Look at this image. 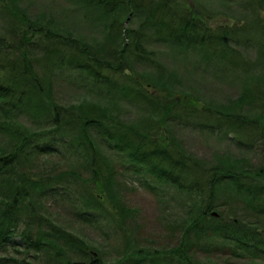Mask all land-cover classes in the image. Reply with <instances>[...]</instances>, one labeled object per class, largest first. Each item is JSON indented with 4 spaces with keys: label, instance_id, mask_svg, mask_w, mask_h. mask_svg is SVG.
Segmentation results:
<instances>
[{
    "label": "trees",
    "instance_id": "obj_1",
    "mask_svg": "<svg viewBox=\"0 0 264 264\" xmlns=\"http://www.w3.org/2000/svg\"><path fill=\"white\" fill-rule=\"evenodd\" d=\"M16 1L4 3L15 8ZM210 1L216 9L206 8L205 3ZM236 1L196 3L211 13L218 8L231 10L230 5ZM249 1L251 5H264V0ZM67 3L74 7L72 11H88L87 18H92L98 35L85 36L69 24L63 27L45 11L33 19L20 8L21 18L17 19L26 29L20 40L22 47L14 51L6 46L12 53L0 52V264H143L147 260L150 264H209L198 257L217 258L216 254L225 255L229 249L236 257L250 256L251 264H264V158L261 164L254 162L250 154L254 146H248L247 154L241 156L221 152L211 161L192 159V154L185 155L177 136L181 134L176 115L177 97L194 94L192 77L196 72L188 66L198 68L204 63L208 67L213 60L226 63L229 59L235 67L232 74L237 67L244 71L240 96L219 106L214 102L215 110L205 100L207 111L217 115L220 125L228 122V130L216 131L212 124L205 123L199 129L204 135L227 136L229 131L245 135L243 131L249 128L264 153V43L256 61L236 59L237 55L230 53L233 49L228 33L213 32L180 0ZM6 5L4 10L15 16L14 9ZM135 22L137 28H127ZM256 31L264 35V26L259 24ZM34 36L40 38L36 43L44 50L38 54L37 67L42 66L41 60L49 62L54 56V64L67 65L69 73L77 75L74 87L55 88L59 84L53 75L55 65L48 64L44 72L35 68ZM159 44L170 47L171 68L163 62L164 57L148 51V47ZM14 52L19 53L14 56ZM153 63L156 67H150ZM180 65L184 72L179 70ZM76 87L85 92L76 102L72 99L74 103L68 107L57 103L55 94H63L61 88L72 96L70 89ZM159 92L163 97L157 95ZM160 135L164 139H157ZM115 151L119 153L113 155ZM57 158L74 169L64 170L59 161H53ZM130 170L144 175L146 179L139 178L147 181L142 180L145 184H152L147 178L153 175L159 184L152 186L161 192L169 184L187 195L186 220L178 244L170 250H125L115 263L103 262L100 254L94 258L90 246L59 226L43 202L54 200L47 196L56 191L55 187L72 192L77 182L83 205L81 218L99 224L103 221L104 200H108L120 223L126 224L135 215L121 202L116 177L127 179ZM81 173L90 178L84 180ZM78 182L93 183L97 192L86 189L85 196ZM219 198L229 207L240 204L251 220H224L214 202ZM213 212L219 217L212 216ZM206 218L209 226L203 225ZM85 256L91 260L85 261Z\"/></svg>",
    "mask_w": 264,
    "mask_h": 264
},
{
    "label": "rangeland",
    "instance_id": "obj_2",
    "mask_svg": "<svg viewBox=\"0 0 264 264\" xmlns=\"http://www.w3.org/2000/svg\"><path fill=\"white\" fill-rule=\"evenodd\" d=\"M5 0H0V52L8 51L12 53L8 48H15L17 51L19 47H22L21 36L25 27L17 17L21 18L19 9L22 8L29 17L36 18L41 12L45 11L51 15L55 20L68 26L78 27L81 34L85 36L98 35L96 28L92 25V18H87L88 11L86 9H79L78 12L72 11L74 7L67 3V0H17L16 7L14 8L11 4L6 5ZM190 11H192L199 19L206 23V27L211 28L213 32L223 33L227 32L229 36V46L233 49L232 54H236L237 58H243L247 62L251 63L256 61L259 57L258 51L260 45L264 43L263 33H258L256 31L259 24L264 26V5L253 4L249 0H237L230 5L231 10L224 8H218L225 13L217 14L216 11L211 13H206L199 6L197 0H180ZM10 8L15 13V16L4 10V6ZM206 8L216 9L214 2L205 3ZM86 20V21H85ZM256 22L259 24L256 25ZM254 25L252 26V24ZM250 24V25H249ZM138 22L133 24H128L133 29L138 27ZM249 27V29H247ZM254 28V29H253ZM36 39V40H35ZM43 40V38H41ZM40 38L34 36L33 43H36ZM32 43V44H33ZM13 46V47H12ZM29 47V46H28ZM148 51H152L159 54L158 57H164V63H166L170 68L173 66L172 58L168 57L170 54L169 46L164 44L155 45V47H148ZM36 60L34 66L38 71H46L47 65L51 67L55 65L53 75L57 78L59 84L64 86V88H72L75 86V79L77 75L70 74V68L65 65L61 66L59 64H54L56 61L52 60L54 56L51 57V61L41 60L42 66L37 67L38 54H42L44 50L34 45ZM231 51V50H230ZM19 52H14L16 56ZM234 54V55H235ZM219 59L218 57H215ZM196 60L197 58H193ZM245 61V62H246ZM213 63L208 67L203 63L199 65L198 68L191 69L193 74L194 83L193 89L194 94L186 96H178L179 107L176 112L178 123L177 128L181 135H177L185 148V155L191 154L192 159H198L202 162L211 161L215 153H230L234 156H241L242 154H247L248 146H254L250 152L253 156L254 162L261 164L264 157H262L263 148L261 142L257 140V137H253V132L248 128L243 132L245 135H241L234 131H229L227 136L224 134L209 135L202 132L199 129L201 124H212L216 131L228 130L229 123L220 122L217 115L213 112L207 111L205 100L212 103V109L215 110L217 102L218 106L223 105L224 102L230 100H235L240 96V78L244 76V71L237 67V71L232 74L231 70L234 69L228 59L225 63L219 62V60H213ZM150 67H156L155 64H149ZM179 66V70L184 72V68ZM244 66V65H243ZM141 71L139 67L137 69ZM144 70L155 71V69H150L144 67ZM256 72V71H254ZM40 74L42 72H39ZM44 74V73H42ZM116 77V76H115ZM136 77V76H135ZM120 79V78H119ZM193 81V80H192ZM77 82V81H76ZM128 84L131 80L127 81ZM68 87V88H67ZM74 95H68L61 88L63 94L56 93L58 97L56 99L58 104L68 107L70 104L76 102L79 96H82L85 92L81 87H76L75 89H70ZM81 92V93H80ZM79 93V94H77ZM158 96L163 97L161 92L157 93ZM200 97L202 101H198L197 97ZM198 97V98H199ZM72 99L74 102H72ZM172 99H176V96ZM217 100V101H214ZM221 102V104H220ZM255 113L252 112V116ZM129 118L134 117L133 115H128ZM126 118V120H130ZM248 134V135H247ZM222 138V139H219ZM157 139H164L163 135H160ZM254 139V140H253ZM243 145H241V143ZM246 146V147H243ZM187 151V152H186ZM119 152H114L117 154ZM45 159V158H44ZM42 159L41 162L44 160ZM118 160V159H116ZM53 161H59L61 168L66 170H73V167L68 166L63 160L57 158ZM53 164V163H51ZM58 166V165H57ZM209 166V165H206ZM206 169V167L202 168ZM84 180H88V174L81 173ZM141 177H146L144 175L139 176L130 170V175L127 179L123 176H117L116 189L121 194V202L125 206L134 212L135 217L130 221H126V224H121L119 216L116 215V211L109 204L108 200H104V212L102 213L103 221L99 224L87 223L84 218L79 216L83 209L82 197L78 193L77 182L72 188V192L65 189V187L57 186L51 195L48 197H54V200L49 199L43 202L44 209L46 212L50 213L52 219L62 228H64L69 234L78 237L85 244V246H90L89 252L94 258H97L100 254V259L103 262L115 263L116 259L120 254L126 251H137L143 248L146 253H163L164 250H170L173 246L177 245V239L181 235L183 230V225L186 218H184V207L188 203L189 197L183 195L177 187L171 185H165L163 187L164 192H161L152 185L159 184L153 175H148L147 180H150L152 184H145L144 179ZM143 180V181H142ZM147 182V181H145ZM81 183V193L87 196L85 192L86 189L97 192L93 183ZM75 191L77 196H75ZM222 196V194H220ZM222 198L214 199L217 211L220 212L225 218L224 220L229 221L230 218L239 217L242 220L245 218V222H249L251 219L245 217L242 212V206L240 204L228 205L227 201H221ZM103 201V198H102ZM240 205V206H239ZM239 208V209H238ZM238 210V211H236ZM89 215V214H88ZM85 216V213L83 214ZM209 219H205L203 222L204 226H209ZM183 233V232H182ZM221 244L222 241L218 240ZM230 246V245H227ZM231 249L224 254H216L217 258H210L206 256H199L198 258L202 263L208 262L209 264H251V258H246V256L236 257L235 254H231ZM166 252V251H165ZM95 254V256L93 255ZM241 254V253H240ZM238 256V255H237ZM241 256V255H240ZM210 259V260H209ZM85 261H90L89 256H85ZM211 261V263H210ZM258 262V260L256 259ZM143 264H150V260L144 261ZM260 264V263H259Z\"/></svg>",
    "mask_w": 264,
    "mask_h": 264
},
{
    "label": "water",
    "instance_id": "obj_3",
    "mask_svg": "<svg viewBox=\"0 0 264 264\" xmlns=\"http://www.w3.org/2000/svg\"><path fill=\"white\" fill-rule=\"evenodd\" d=\"M179 99H180V98H179ZM212 216H214V217H219V214L216 213V212H213V213H212Z\"/></svg>",
    "mask_w": 264,
    "mask_h": 264
}]
</instances>
